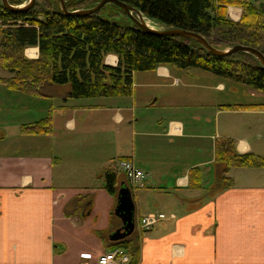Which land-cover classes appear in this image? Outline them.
Returning a JSON list of instances; mask_svg holds the SVG:
<instances>
[{
  "label": "crops",
  "instance_id": "obj_1",
  "mask_svg": "<svg viewBox=\"0 0 264 264\" xmlns=\"http://www.w3.org/2000/svg\"><path fill=\"white\" fill-rule=\"evenodd\" d=\"M227 12L234 22L244 14ZM24 54L34 61L39 49ZM105 64L116 68L119 58ZM201 71L137 72L131 96L80 108L67 85L28 94L0 82V264H98L118 243L110 237L123 225L115 214L123 186L135 204L132 264H264V168L232 166L224 188L218 179L225 141L264 160V93ZM47 119L50 133L24 132ZM118 160L147 179L132 186ZM114 168L116 197L104 177ZM152 214L167 219L142 231Z\"/></svg>",
  "mask_w": 264,
  "mask_h": 264
},
{
  "label": "trees",
  "instance_id": "obj_2",
  "mask_svg": "<svg viewBox=\"0 0 264 264\" xmlns=\"http://www.w3.org/2000/svg\"><path fill=\"white\" fill-rule=\"evenodd\" d=\"M29 0H8L19 7ZM69 12L89 10L102 0H64ZM139 10L148 20L164 29H179L204 37L218 50L236 45L251 47L264 55V6L252 0H119ZM229 6L244 11L240 22L228 17ZM1 65L14 78L0 82L9 88L37 94L45 83L70 86V99L129 97L133 74L155 71L160 66L183 70L199 69L220 78L246 85L264 93V69L249 54L237 52L216 57L196 41L181 37L149 34L140 29L118 6L108 4L89 16L65 15L53 0H37L24 12L5 9L0 0ZM28 48H38L39 58L29 60ZM108 55L119 58L118 67L105 64ZM51 120L25 128L27 134H48ZM234 144L219 146L222 164L219 186L230 185L226 177L230 167L264 168V160L253 154L235 153ZM115 167V166H114ZM106 191L116 197L118 171L105 172ZM133 256L137 246L132 239L116 244Z\"/></svg>",
  "mask_w": 264,
  "mask_h": 264
},
{
  "label": "water",
  "instance_id": "obj_3",
  "mask_svg": "<svg viewBox=\"0 0 264 264\" xmlns=\"http://www.w3.org/2000/svg\"><path fill=\"white\" fill-rule=\"evenodd\" d=\"M57 2L58 6L60 7L61 11L68 16H89L95 13L100 12L106 5L114 4L118 6L123 12L143 31L149 34H155L159 36L165 37H181L184 39H189L196 41L206 52H208L212 56L216 57H228L234 55L237 52H243L246 54L251 55L255 59H257L262 68L264 69V55L251 47H245L236 45L226 50H218L214 48L212 45L208 43V41L194 33H190L184 30L179 29H163V30H155L150 28L146 23V18L144 15L137 9L120 2L119 0H102L95 8L90 10H80L76 12H69L66 3L64 0H54ZM2 6L12 12H24L27 10L32 9L35 4L36 0H29L26 6L15 7L10 5L8 0H1ZM115 214L118 218L121 219L123 225L120 229H118L112 236L110 237L111 241L113 242H120L130 238L135 230H136V221H135V204L132 198V193L130 189L126 186H123L119 190L118 194V205L115 211Z\"/></svg>",
  "mask_w": 264,
  "mask_h": 264
},
{
  "label": "built area",
  "instance_id": "obj_4",
  "mask_svg": "<svg viewBox=\"0 0 264 264\" xmlns=\"http://www.w3.org/2000/svg\"><path fill=\"white\" fill-rule=\"evenodd\" d=\"M117 166L119 171L126 175L127 180L132 185L139 184L146 180V175L128 160L119 161ZM166 219L167 217L164 214L149 215L142 219L141 228L142 230L149 231ZM98 264H131V258L126 251L119 249L101 256L98 260Z\"/></svg>",
  "mask_w": 264,
  "mask_h": 264
},
{
  "label": "rangeland",
  "instance_id": "obj_5",
  "mask_svg": "<svg viewBox=\"0 0 264 264\" xmlns=\"http://www.w3.org/2000/svg\"><path fill=\"white\" fill-rule=\"evenodd\" d=\"M152 24V26H153V28H156L157 26H155L154 25V23H151ZM158 28V27H157ZM1 40H2V35H1V28H0V81L2 80V79H10V78H12V74L8 71V70H6V69H3L2 68V66H1ZM197 70H199V69H197ZM201 71V70H200ZM202 72V71H201ZM204 72V71H203ZM14 78V77H13ZM0 85H4V84H0ZM5 86V85H4ZM242 86V85H241ZM245 88V90H248L247 89V87H244ZM261 98V102H264V95H262V97H260ZM245 99H248V100H246V101H257L258 99L257 98H255V99H252V98H250V97H247V96H245ZM110 100V98H106V99H97V100H82V101H80V100H72V101H69L70 102V105L71 106H73V107H76V108H80V107H84V106H86V107H89V106H92V105H94V104H97V103H103V101H104V103H106V102H108ZM103 103V104H104ZM17 114H19L18 112H16ZM117 162V161H116ZM82 205L83 206H86L87 205V203H86V200H83V202H82ZM99 209L101 210V211H103V209H104V206H103V204H101V206H99ZM103 217H104V215H103ZM106 218V217H105ZM92 247H94V246H92Z\"/></svg>",
  "mask_w": 264,
  "mask_h": 264
},
{
  "label": "bare ground",
  "instance_id": "obj_6",
  "mask_svg": "<svg viewBox=\"0 0 264 264\" xmlns=\"http://www.w3.org/2000/svg\"><path fill=\"white\" fill-rule=\"evenodd\" d=\"M35 52V51H34Z\"/></svg>",
  "mask_w": 264,
  "mask_h": 264
}]
</instances>
